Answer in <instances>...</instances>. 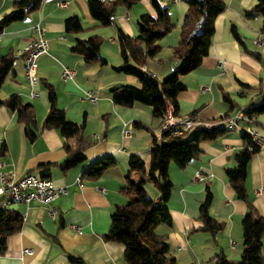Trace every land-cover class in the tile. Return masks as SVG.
I'll list each match as a JSON object with an SVG mask.
<instances>
[{
  "label": "crops",
  "instance_id": "0c3cea01",
  "mask_svg": "<svg viewBox=\"0 0 264 264\" xmlns=\"http://www.w3.org/2000/svg\"><path fill=\"white\" fill-rule=\"evenodd\" d=\"M15 1L0 0V18L14 8ZM162 3L170 6L175 27L160 39V52L148 58L143 66L157 79L163 78L179 63L175 48L188 7L184 0H162ZM226 3V9L215 19L208 55L198 68L181 77L186 88L178 95L179 107L174 113L177 116L196 115L201 120L224 117L229 104L223 99V91L244 106L255 97L257 89L254 86L264 79L262 17L259 14L247 17L244 13V9L253 5L255 0H226ZM144 13H155L151 0H138L131 6L120 4L116 8V24L136 36L138 19ZM71 15H78L86 27L97 22L89 12L88 0H43L38 10L10 23L0 33V56L10 50L20 55L0 88V98L17 94L24 102L33 105L36 128L40 129L49 110L45 82H51L56 89L58 106L65 109L70 120L83 122L85 132L97 139L85 150L84 162L66 171L58 166L51 167L48 176L56 185L68 187L66 195L48 204L20 202L8 207L18 211L24 223L21 230L8 236L7 249L0 255V264H73L70 255L81 257L87 264H127L123 257L124 245L104 240L102 234L108 231L116 206L128 200L121 188L125 185L130 155L137 154L149 161L152 133L159 135L161 122L153 117L149 105L123 106L114 103L109 95L110 88L118 84L141 85L135 75L114 69L122 62L115 25L91 31L95 32L91 35H100L108 43L101 45L107 63H86L80 54L71 50V46L77 36L86 38L89 32L66 33L64 21ZM37 24L44 29L49 48L38 58L39 80L31 84L25 77V56L22 54L30 38L36 35ZM232 24L237 26L247 46L261 53V58L244 50L234 36ZM63 67L76 70L74 77L66 82L60 78ZM88 90L97 97L94 102L87 95ZM34 92L39 96H34ZM169 110L173 112L171 106ZM236 112L233 110L229 115ZM135 121L144 126L136 127ZM129 126V135L123 137L122 129ZM250 127L264 132V113L249 124L241 122L238 128L228 129L213 140L202 141L200 154L185 167L170 163L172 191L168 207L172 222L159 224L155 231L167 237L170 252L180 264H214L213 259L220 251L231 259L241 258V221L247 206L228 182L227 169L236 167L235 153L243 147L241 133ZM75 140V137L66 139L56 128H45L30 141L17 113L0 106V174L5 172L13 178L28 172L41 175L42 169L35 168L40 164L63 161L65 143L73 144ZM104 155L114 156L116 164L95 180L82 178L84 168ZM197 173L203 178L196 179ZM134 176L138 178L139 175ZM206 183L210 184L213 193L210 213L225 221L224 229L215 237L198 219ZM145 187L150 197L159 198L160 192L154 182H146ZM246 187L250 199L264 214V145L248 162ZM51 209L55 210L53 216ZM25 248L31 252L23 253ZM262 251L264 253V237Z\"/></svg>",
  "mask_w": 264,
  "mask_h": 264
},
{
  "label": "trees",
  "instance_id": "16d2710c",
  "mask_svg": "<svg viewBox=\"0 0 264 264\" xmlns=\"http://www.w3.org/2000/svg\"><path fill=\"white\" fill-rule=\"evenodd\" d=\"M136 1L138 0H88V8L99 25L114 24L116 27L122 62L114 66V69L135 75L141 83L140 86L118 84L111 87L109 95L112 101L128 107L136 103L147 104L151 107L153 117L162 124L170 106L173 108V113L178 110V95L186 88L181 77L198 68L203 58L208 55L215 32V19L226 9L227 3L226 0H184L188 7L183 18L178 45L175 48L179 63L163 78L157 79L143 66L148 58L160 52L162 47L159 40L172 31L175 24L170 6L162 3V0H151L155 13L142 14L138 19V34L136 36L128 34L116 24V8L120 4L131 6ZM42 2L43 0L15 1L14 8L5 12L0 18V33L10 23L22 20L38 10ZM244 13L247 17L257 14L262 17L260 34L264 40V0H255L253 5L244 9ZM64 26L66 33L70 34H79L86 30L78 15L67 17ZM232 29L244 50L255 58H261L259 51L247 46L235 24H232ZM102 41L103 38L97 34L86 38L77 36L71 50L80 54L86 63L103 65L107 63V60L101 53ZM22 55L25 56V53ZM18 57L20 55L12 50L0 56V88ZM45 85L48 91L49 110L40 129L36 128L37 117L33 105L24 102L17 94H12L5 99L0 98V106L17 113L18 121L24 124L26 136L30 141L35 140L38 133L45 128L58 129L66 139L76 138L73 144L65 143L66 157L63 161L44 163L35 168L42 169V176H48L52 166H58L66 171L84 162L85 150L97 141L85 132L83 122L70 120L65 109L58 106L54 85L47 81ZM254 87L257 89L255 97L244 106L237 104L228 92L223 91V99L229 104V110L224 116L237 110L248 118L242 123L249 124L258 115L264 113V79ZM134 125L144 126L140 121H135ZM227 130L226 128L210 129L203 125L185 130L180 134L167 130L162 133L161 141H158L157 135L152 133L149 161H145L137 154L130 155L128 170L125 173V185L121 188L128 200L116 206L111 215L110 227L102 234L104 240L124 245L123 257L127 264H180L170 252L167 237L155 231L159 224L172 222L168 207L172 191L169 165L174 162L181 168L185 167L190 160L200 154L202 141L213 140ZM241 137L243 147L234 156L237 165L227 169V178L236 196L244 200L247 206L241 221L242 255L240 259H231L224 251H220L213 259L214 264H264L262 251L264 214L258 211L246 187L248 162L261 146L254 143L247 129L242 131ZM249 146L252 149H249ZM116 162V158L111 155L98 157L84 168L81 177L95 180ZM135 174L139 175L138 178H135ZM148 181L154 182L160 192L157 200L150 197L147 192L145 183ZM205 190V197L199 206L198 219L204 224V229L215 237L216 233L224 229L225 221L210 213L213 193L209 183H206ZM23 223L24 218L18 211L0 206V255L7 249L8 236L21 230ZM59 223L60 226L63 225L61 217ZM70 260L73 264H87L81 257L75 255H70Z\"/></svg>",
  "mask_w": 264,
  "mask_h": 264
},
{
  "label": "built area",
  "instance_id": "2783aa9c",
  "mask_svg": "<svg viewBox=\"0 0 264 264\" xmlns=\"http://www.w3.org/2000/svg\"><path fill=\"white\" fill-rule=\"evenodd\" d=\"M113 1V0H102ZM36 35L31 37L26 49L24 60V72L26 79L35 84L38 82V58L43 53H46L49 48V43L44 36V29L39 24L36 26ZM1 36V34H0ZM76 70L71 67H63L60 73L62 81L66 82L74 77ZM87 95L91 101L96 100V96L92 90L87 91ZM34 96H39L38 92H34ZM248 120L247 116L241 112H236L232 115L218 117L212 120H201L196 115L177 116L172 111L168 110L166 118L161 124L158 141H161V135L164 131L173 130L174 134H180L185 130H190L196 126H206L207 128H238L240 123ZM130 127L122 129V136L126 137L130 133ZM254 143L258 146L264 145V132H259L255 128H248ZM249 149H252L249 146ZM202 175L197 173L196 179H202ZM68 193L66 185H56L52 178L42 176L35 172H28L18 178H13L8 173L0 174V200L1 207H9L12 203H25L37 201L43 204H48L62 195ZM50 214L53 216L55 210L51 209ZM77 229V226H73ZM29 248L23 249V253H30Z\"/></svg>",
  "mask_w": 264,
  "mask_h": 264
},
{
  "label": "rangeland",
  "instance_id": "374dc122",
  "mask_svg": "<svg viewBox=\"0 0 264 264\" xmlns=\"http://www.w3.org/2000/svg\"><path fill=\"white\" fill-rule=\"evenodd\" d=\"M121 6H123V4H121ZM173 23H174V21H173ZM175 24V23H174ZM110 26V28H112V24L111 25H106V26H103V25H99L98 24V22H96V24L95 25H89L88 27H86L85 25H84V27L86 28V30L84 31V32H89V34L88 35H91L92 33H95V32H91V31H93L94 29H96L97 27H104V28H106V27H109ZM175 27V26H174ZM174 29V28H173ZM88 35H87V37H88ZM115 36V35H114ZM108 39V38H107ZM117 39V38H116ZM160 41V40H159ZM177 41H179V39H177ZM178 43V42H177ZM102 44H108V43H106L104 40L102 41ZM116 44H118V42H116Z\"/></svg>",
  "mask_w": 264,
  "mask_h": 264
}]
</instances>
